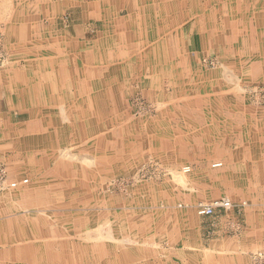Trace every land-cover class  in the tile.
I'll return each instance as SVG.
<instances>
[{"label":"crops","instance_id":"0c3cea01","mask_svg":"<svg viewBox=\"0 0 264 264\" xmlns=\"http://www.w3.org/2000/svg\"><path fill=\"white\" fill-rule=\"evenodd\" d=\"M0 37V163L28 180L0 190V264H137L135 212L174 229L221 198L200 240L264 248V0H0ZM149 161L155 182L111 186Z\"/></svg>","mask_w":264,"mask_h":264},{"label":"rangeland","instance_id":"374dc122","mask_svg":"<svg viewBox=\"0 0 264 264\" xmlns=\"http://www.w3.org/2000/svg\"><path fill=\"white\" fill-rule=\"evenodd\" d=\"M0 47H2L3 55H4L3 57L4 63L0 67V71L4 70L5 72V70L9 67L11 63V60H10L9 53L7 52V50L4 48L2 44L1 37H0ZM209 62H208V65H209ZM214 65L215 63L213 62V65H209V66L212 67ZM136 103L140 105L142 101L139 100ZM142 106L144 105L142 104ZM140 110H141V107H138L137 111L134 109L133 115L138 116L140 114ZM139 171H140V175L143 178L142 179L139 178L135 180V174L136 172H139ZM163 175H164L163 168L161 167V165L156 162L149 161V162H145L139 165L136 168V170L130 175L123 176V177L120 176V177L115 178V180L111 182V186L114 187L116 189L114 190L117 192L121 191L120 189L125 191L140 183L144 184L147 182H155L157 178ZM174 181H175V178H174ZM228 188L230 190V187ZM177 207L178 208L170 209L171 211L173 210V212L176 215L174 219L175 221L174 229L172 228L173 225L171 226V224L168 223L169 219L167 220L163 219L164 211H162V209L157 211L158 208H143V212L134 213V216H138V217L141 216L143 218L141 226L143 225L145 232H148L147 237L145 236V238L143 239L142 246L140 244L141 247H139V248H142L143 251H145V253L143 257L139 256L142 259H138L137 264H154V261H151L149 259L154 260L156 258H159L162 264L163 261L166 262V258L169 255L173 256V254L174 255L177 254L176 256L178 257L179 253H181L180 254L181 257L183 256V254H186L187 257L192 255L193 259L191 260H194L195 264L198 263L197 259H199L201 254L202 256L204 255L205 258L210 259L211 262L207 261L206 259L207 264H223V263L224 264H234L233 263L234 261H231L233 260L232 258H235V259L237 258V260H239V264H247L249 262L247 261L248 259L246 258V256L249 255V253L246 252L247 251V246H246L247 243L245 242L246 240L237 239V241L235 242L234 241L225 242L226 243V244L224 243L225 245L219 246V244L217 245L215 244L214 246L209 247L207 243H204L203 241L200 240L198 228L201 225L195 224L194 222L191 223V218L193 216L197 217L192 211V209L184 208L183 204H182V207L181 205H178ZM236 216L239 217L240 214L238 215L236 213ZM185 223H187L191 228H188L187 226L183 227ZM204 225L206 224L203 223L202 226ZM167 235H170L173 237L170 243H168L166 240ZM186 238H188L189 242H186L185 240ZM138 246L139 245H135V247H138Z\"/></svg>","mask_w":264,"mask_h":264},{"label":"built area","instance_id":"2783aa9c","mask_svg":"<svg viewBox=\"0 0 264 264\" xmlns=\"http://www.w3.org/2000/svg\"><path fill=\"white\" fill-rule=\"evenodd\" d=\"M3 50L2 47H0V67L3 65ZM209 65H213V62H209ZM142 105V104H140ZM221 164H214L212 167H219ZM191 168L189 166H184L181 169V173L188 174L190 173ZM143 178L140 175V171L136 172L135 174V180ZM145 178V176H144ZM28 183L27 178H23L22 180L16 182V181H9L8 174L5 169V167L0 163V190H3L4 188L8 189H16L19 186H24ZM233 208V205L231 202L225 198L214 200L210 203H199L196 208L195 212L197 216L199 217H211L215 214L216 211H224L229 212ZM250 261L252 264H264V248L252 251L248 255Z\"/></svg>","mask_w":264,"mask_h":264},{"label":"bare ground","instance_id":"6f19581e","mask_svg":"<svg viewBox=\"0 0 264 264\" xmlns=\"http://www.w3.org/2000/svg\"><path fill=\"white\" fill-rule=\"evenodd\" d=\"M7 64H8V63H7ZM65 150H66V149H65ZM65 150H63V152H62V150H61V153H64ZM66 151H67V150H66ZM66 151H65V152H66ZM64 154H65V153H64ZM64 154H62V155H64ZM68 154H69V152H68ZM59 155H60V154H59ZM64 156H65V155H64ZM66 156H67V153H66ZM66 156H65V157H66ZM72 156H73V157H72ZM72 156H71V157L74 159V157H75L74 154H72ZM60 157H61V156H60ZM69 157H70V156H69ZM61 158H62V157H61ZM75 158H76V157H75ZM70 159H71V158H70ZM76 160H79V159H76ZM181 176H183V175H181ZM15 197H16V196H15ZM20 206H21V205H20Z\"/></svg>","mask_w":264,"mask_h":264}]
</instances>
